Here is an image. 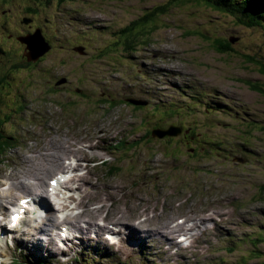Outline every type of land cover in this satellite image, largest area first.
<instances>
[{
  "label": "rangeland",
  "instance_id": "obj_1",
  "mask_svg": "<svg viewBox=\"0 0 264 264\" xmlns=\"http://www.w3.org/2000/svg\"><path fill=\"white\" fill-rule=\"evenodd\" d=\"M7 1L14 6L15 0ZM49 2L36 24L43 25L51 48L34 62L27 60L24 50H16L0 70V118L5 120L1 131L14 137L5 160H0V191H8L15 176L36 184L32 174L42 171L38 167L44 160L35 149L51 140H92L99 132L111 136L120 129L106 144L118 139L125 144L137 142L135 148L118 149L123 161L116 149L95 150L90 176L69 179L76 182L69 183L70 202L81 206L71 202L63 211L52 209L55 214L47 215L55 218L61 211L71 216V223L91 226L93 220V226L86 225L82 234L70 227V236L79 238L57 244L49 242L43 231L26 235L34 216L35 221L45 217L34 212L9 231L10 244L0 246V264H11L12 258L21 261L22 252L26 264L38 258L45 264H70L75 258L80 261L79 256L88 264H264V73L243 57L264 65V28L246 27L237 17L192 0ZM25 3L19 0L16 8L0 14V20L11 21L14 14L19 19L11 28L27 25ZM160 4L162 13L141 19ZM127 25V35L134 36L129 48L123 42L126 31L119 32ZM21 37H17L20 43ZM222 38L233 41L230 51L217 49L216 42ZM77 45L84 46L85 55L72 50ZM59 77H66V87L54 86ZM255 83L262 89L252 90ZM130 98L147 104L136 108ZM82 115L87 119L78 121ZM169 124L187 131L181 130L171 140L149 135L144 143L143 137L138 139ZM234 156H247L250 161L235 163ZM101 160L106 163L100 164ZM49 175L42 178L43 188L37 189L41 195ZM19 189L10 190L15 200L27 195V188ZM0 203V225H6L11 200L1 198ZM98 205L101 210L96 211ZM189 216L197 227L191 232L193 238L178 243L175 234L178 246L164 249L160 240L167 225L161 221L169 222L172 229ZM103 218L113 225L114 244L103 238L104 226H112ZM128 221L140 229L139 234L150 232L156 242L118 234ZM59 224L60 219L53 226ZM47 229L55 231L52 226ZM92 232L96 238L89 235Z\"/></svg>",
  "mask_w": 264,
  "mask_h": 264
},
{
  "label": "trees",
  "instance_id": "obj_2",
  "mask_svg": "<svg viewBox=\"0 0 264 264\" xmlns=\"http://www.w3.org/2000/svg\"><path fill=\"white\" fill-rule=\"evenodd\" d=\"M51 0H46V3H44V6L42 7V9H40V11H38L39 15L43 12V8H46V4L47 2H49ZM63 1V0H60ZM170 1H181V0H170ZM195 3H199V4H204L205 6H207V8H213L214 10L220 12L221 14H231L232 16L237 17L238 21L241 22L243 25H245L246 27H251L253 25H257V26H261L264 28V0H192ZM31 2H34V4L36 6H40L39 2H37V0H31ZM50 3V2H49ZM200 6V5H199ZM153 8V12H149L147 15H145L144 17H142V20H146L148 18H150V16H154L155 12L156 15L162 13L163 11V6L162 4L158 5V6H154ZM135 23V21L133 22V24ZM41 30H43V25L37 24ZM130 29V28H129ZM128 30V25L125 26L124 28H122L119 32H124L126 31V34H124V45L126 48L131 47V37H134L133 34H130L131 37H129V35H127V31ZM131 30V29H130ZM217 40V39H215ZM45 41L48 42V44H50L51 46V42H49V40L47 39V37L45 36ZM231 40H229L228 38H222L221 41L218 40V43L216 42V47L218 50L221 51H230L231 50ZM215 45V44H214ZM106 50V49H105ZM103 50V51H105ZM109 50V49H108ZM107 51V50H106ZM84 54H85V50H84ZM245 58V63L246 64H257L259 66V70L261 72L264 73V65L262 63H255L254 62V58L244 55L243 56ZM41 60V58L39 59ZM248 84V82L246 83ZM252 90H257V89H262L261 86L257 83H255V85H253V87H251ZM136 107V106H135ZM137 108V107H136ZM5 118H8V116H5ZM3 119L0 118V156L1 154L4 152L6 147H9V142L11 141V137L10 136H6L5 134L2 133L1 128H2V124L5 122V120L2 122ZM184 131H187L186 128L184 129ZM191 134L193 132H190ZM119 144H116L114 146V148H118ZM112 168H110L109 172L112 174ZM24 257V256H23ZM25 258V257H24ZM45 264V261L41 260V259H36L35 261H33L31 264ZM11 264H26L24 262V260L22 261H18L16 262L15 260L11 261ZM71 264H76V260L74 262H72Z\"/></svg>",
  "mask_w": 264,
  "mask_h": 264
},
{
  "label": "bare ground",
  "instance_id": "obj_3",
  "mask_svg": "<svg viewBox=\"0 0 264 264\" xmlns=\"http://www.w3.org/2000/svg\"><path fill=\"white\" fill-rule=\"evenodd\" d=\"M1 143V142H0ZM94 147H96L95 145H94ZM55 153H57V151H55ZM89 158L91 157V156H89V155H87ZM52 160H56L55 162H54V164L52 163V162H50L49 161V169H47V171L44 173V170L42 169V171L41 172H39L38 174L41 176V177H39V181H41L40 182V185H34L33 183H31V182H24L23 180H20L18 177H15V178H13L15 181H16V183L15 184H13L12 185V189L13 188H17L18 186H19V188L20 189H22L23 191H25L24 189L25 188H27V192L30 194V195H35L36 197H38V203H39V205H40V207L41 208H43V209H47L48 207L50 208V203L48 202V200L46 199V198H44L45 196H46V191L44 192H42V196L40 195V197L38 196L40 193H38L37 192V189L38 188H43V185H44V182L42 181V178H43V176H46L47 175V172H52L55 168H58V167H60V163L58 162V160L57 159H52ZM51 160V161H52ZM34 178H37V176H35ZM78 179H80L79 178V176L77 177ZM83 181L84 182H87V183H90V181L88 180V179H83ZM10 183V182H9ZM111 185V184H110ZM110 187V186H109ZM108 187V188H109ZM79 187H77L76 189H78ZM113 189V188H112ZM107 190V189H106ZM109 190V189H108ZM7 191V190H6ZM5 191V192H6ZM41 191V190H40ZM90 192H92L91 190H90ZM105 192V191H104ZM107 192V191H106ZM37 193H38V195H37ZM71 193V192H70ZM85 194V193H84ZM6 195H8V196H11V195H9V194H6ZM5 195V196H6ZM109 195H111V194H109ZM0 196H2V195H0ZM95 198V197H94ZM114 198H116V197H114ZM72 199V197L71 196H68L67 198H60V197H58L57 198V204H58V206L60 207V208H62V209H65L66 208V206H68L69 205V203H70V200ZM60 201H62V203L60 202ZM94 201V200H93ZM117 201V200H116ZM142 202V201H141ZM14 203V202H13ZM15 204H11V206L13 207ZM66 205V206H65ZM17 206V203H16V205L14 206V207H16ZM95 208V210L96 211H99V210H101V205H98L97 206V208L96 207H94ZM52 211H48V212H46V214L44 215L45 217L44 218H40L39 220H37V221H35V224L34 225H32L31 226V228L30 229H28L27 231H26V235L29 237V236H35L36 234H38L40 231H45L46 230V225H50V226H53V225H55V224H57L58 222H59V218H58V216H55V218H53L52 216H47V215H49L50 213H51ZM104 212V211H103ZM37 213V212H36ZM76 214V213H75ZM73 215L72 216V218H74L76 215ZM117 215V214H116ZM115 215V216H116ZM29 219V218H28ZM69 219V220H68ZM116 219V218H115ZM121 219V218H120ZM202 220V219H201ZM207 221V220H206ZM68 222H69V224H68ZM136 221L133 219V222H132V224L134 225V224H136L135 223ZM162 222V224H164V225H167V226H164V228H163V236H162V239L160 240V242L161 241H163V245H164V249H166L165 248V245L168 247V249H169V247H171V246H176L177 244L174 242V240L172 239L173 238V236H174V234L176 233V232H178V231H181V230H187V231H192V230H194V229H197V227H196V224L194 223V220L193 219H191V216H189V217H187L186 218V220L184 219V221H183V225L182 224H177L174 228H172V229H170V225L171 224H168L169 222H167V221H164V220H162L161 221ZM189 222H191V223H189ZM60 223H66V224H68L69 226H71V227H73V228H75V227H79V229H77V230H79L81 233H84V230L86 229V225L87 226H90V224L88 225V223L87 224H82L81 222H79V221H75L74 223H71V216H65L64 218H62V219H60ZM202 223V222H201ZM133 225H130V222L128 221V224H126V226H128V227H126L125 228V230L122 232H120L119 231V233H121V234H125V235H129V234H131L132 236H130V237H133V235L134 234H136L135 236H134V238H136V237H141V238H143V239H147V238H152L153 240H154V235L153 236H151L150 235V232H148V231H144V230H142V232L139 234L138 232H139V230L140 229H136V227L135 226H133ZM141 225V224H140ZM141 227V226H140ZM76 229V228H75ZM109 229V231L111 232V233H113L114 234V230L112 229V228H108ZM155 232H157L156 231V229H155ZM204 232H209V230H206V231H204ZM49 233V232H48ZM190 236H192V235H190ZM38 239H40V240H42V238L40 237V238H38ZM49 240L50 241H52V238L51 237H49ZM1 242V241H0ZM12 243V242H11ZM166 243H169V244H166ZM3 245V244H2ZM37 254H38V252H37ZM182 256H184V255H182ZM20 258H21V260L23 261V260H25V258L23 257V254L22 253H20ZM0 259H3L2 257L0 258ZM38 259H41V260H44V259H42V258H38ZM73 261H75V260H73ZM94 262V261H93Z\"/></svg>",
  "mask_w": 264,
  "mask_h": 264
},
{
  "label": "flooded vegetation",
  "instance_id": "obj_4",
  "mask_svg": "<svg viewBox=\"0 0 264 264\" xmlns=\"http://www.w3.org/2000/svg\"><path fill=\"white\" fill-rule=\"evenodd\" d=\"M39 2V7L34 4V2H31V0H26V5L23 7L24 8V17L26 20H28L27 25L24 23L21 24V27L16 28L15 26L11 28L12 25H14L19 17L14 14L11 15L12 20H7L6 22L4 20H0V70L4 66V64L12 58V55L14 51L22 50L24 48V45L20 43L17 40V37H21L23 35L31 33L38 25L36 24L37 17L39 15L38 11L42 9L44 6V3H46V0H37ZM14 4L11 5V2L7 0H2L0 2V14L4 15L5 13L9 12L11 8H16L19 5V0L12 1ZM31 17V21L29 18ZM17 18V20H16ZM19 29V30H17ZM10 30H14L15 33H12ZM13 40V42L9 41ZM221 41V40H220ZM6 75V74H5ZM1 76H4V73H2ZM5 84L8 86L10 85V80L6 81ZM68 82H66V85ZM253 87V85H251ZM264 94V93H263ZM252 114L249 112L248 113V118H250ZM255 125V122L253 121L250 126ZM248 127V126H247ZM185 129V128H184ZM187 129V128H186ZM189 129V128H188ZM248 129V128H247ZM253 131H259V129H253ZM189 140H194L193 135H191V131L189 130ZM186 137V136H185ZM263 142L264 138L262 137ZM262 144V142H259ZM264 189V186L262 187Z\"/></svg>",
  "mask_w": 264,
  "mask_h": 264
},
{
  "label": "water",
  "instance_id": "obj_5",
  "mask_svg": "<svg viewBox=\"0 0 264 264\" xmlns=\"http://www.w3.org/2000/svg\"><path fill=\"white\" fill-rule=\"evenodd\" d=\"M22 43L25 44V56L28 61H37L40 57H42L49 49L50 44L45 41L40 29H36L33 33L23 36L19 39ZM233 42V41H231ZM73 51L78 52L80 54L83 53V47L81 46H74L72 48ZM65 81L64 78H60L56 85H59ZM129 102L136 104V105H145L146 101L144 100H135L129 99ZM181 128L176 126H169L167 129H154L152 130V136L163 137V136H174L180 133ZM234 161L243 160L241 158H234Z\"/></svg>",
  "mask_w": 264,
  "mask_h": 264
},
{
  "label": "snow or ice",
  "instance_id": "obj_6",
  "mask_svg": "<svg viewBox=\"0 0 264 264\" xmlns=\"http://www.w3.org/2000/svg\"><path fill=\"white\" fill-rule=\"evenodd\" d=\"M13 219H15V217Z\"/></svg>",
  "mask_w": 264,
  "mask_h": 264
}]
</instances>
